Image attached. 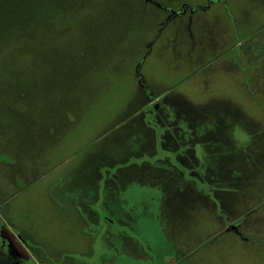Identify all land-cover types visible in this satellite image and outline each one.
<instances>
[{"label": "rangeland", "instance_id": "rangeland-1", "mask_svg": "<svg viewBox=\"0 0 264 264\" xmlns=\"http://www.w3.org/2000/svg\"><path fill=\"white\" fill-rule=\"evenodd\" d=\"M109 4L19 62L48 116L78 80V117L39 143L0 130V264H264V0Z\"/></svg>", "mask_w": 264, "mask_h": 264}, {"label": "trees", "instance_id": "trees-1", "mask_svg": "<svg viewBox=\"0 0 264 264\" xmlns=\"http://www.w3.org/2000/svg\"><path fill=\"white\" fill-rule=\"evenodd\" d=\"M109 2L110 0H0V64H13L6 67L4 74L2 73L5 79L0 80V95H4L0 98V111L5 113L0 130L7 135L5 138H12L13 142L20 141L21 144L29 141L39 143L40 140L47 141L50 137H60L62 126H66V130L76 123L78 80L67 79L60 84L59 89L56 87L57 90L64 89L63 95H51L48 116L37 111V109L41 110L42 106L45 107V95H35L38 104L32 100L34 98L32 93L42 90L45 86L44 78L39 73H35L37 76L32 79L31 76L26 75L24 68L26 65H21L19 62L32 63L42 60L46 57L47 41L52 38L56 41L62 36L60 31L65 28L69 31L76 30L78 18L83 19L80 22L86 27L84 31L90 33L87 27H90L88 21L92 16L91 10L97 9L99 14L103 12L106 14L110 11ZM70 18L75 22L68 25L66 22ZM102 20H98L97 23L101 24ZM65 52L62 55L65 61L75 59L78 63V53L77 56H73L68 50ZM80 53L83 55L84 50H80ZM12 70L16 71L14 78L11 75ZM17 72L24 73L17 76ZM39 77L42 79L39 80ZM47 118L49 125H46ZM146 119L148 118L144 121L148 124ZM38 120L42 123L35 125ZM16 134L21 136L18 137ZM4 149L7 147L0 143V150ZM35 169L29 183L44 174L43 170L41 173L35 172ZM18 190L23 191V189H15ZM6 198L5 195L0 197V223L12 228L14 224L10 223L8 213L4 211Z\"/></svg>", "mask_w": 264, "mask_h": 264}, {"label": "flooded vegetation", "instance_id": "flooded-vegetation-1", "mask_svg": "<svg viewBox=\"0 0 264 264\" xmlns=\"http://www.w3.org/2000/svg\"><path fill=\"white\" fill-rule=\"evenodd\" d=\"M155 100H158V99H155ZM155 100H152L150 103H152V102L155 101ZM160 102H161V101H159V103H160ZM150 103L146 105V107H145L146 109H145V110H147V107L150 105ZM156 108H157V107H156ZM156 108H152V109H150V110H147V112H146L145 115H146V116H149V114L153 113V111H154ZM145 110H144V111H145ZM237 221H238V220H237ZM106 223H107V221H106ZM110 225H111V223H110ZM233 226H234L233 224H230V225H228V228H226V227H224V228H225V229H230V228H232ZM224 228H223V229H224ZM12 231H13V234H14V231H15V230H12ZM16 231H18V230H16ZM14 236H15V235H14ZM20 239H21V240H20V243H22L23 240H22V238H20Z\"/></svg>", "mask_w": 264, "mask_h": 264}, {"label": "water", "instance_id": "water-1", "mask_svg": "<svg viewBox=\"0 0 264 264\" xmlns=\"http://www.w3.org/2000/svg\"><path fill=\"white\" fill-rule=\"evenodd\" d=\"M157 102H158V101H153L152 103H150V105H149V107L147 108V110H150L152 107H154V106L157 104ZM147 110H146V112H147ZM14 235H15V237H18V233H17L16 230L14 231Z\"/></svg>", "mask_w": 264, "mask_h": 264}, {"label": "crops", "instance_id": "crops-1", "mask_svg": "<svg viewBox=\"0 0 264 264\" xmlns=\"http://www.w3.org/2000/svg\"><path fill=\"white\" fill-rule=\"evenodd\" d=\"M155 99H157V98H153V100H155Z\"/></svg>", "mask_w": 264, "mask_h": 264}]
</instances>
